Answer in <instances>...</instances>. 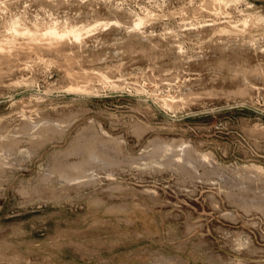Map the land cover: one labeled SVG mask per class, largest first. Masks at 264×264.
Masks as SVG:
<instances>
[{
  "label": "rangeland",
  "instance_id": "374dc122",
  "mask_svg": "<svg viewBox=\"0 0 264 264\" xmlns=\"http://www.w3.org/2000/svg\"><path fill=\"white\" fill-rule=\"evenodd\" d=\"M212 1L0 0L94 29L0 57V264H264V0Z\"/></svg>",
  "mask_w": 264,
  "mask_h": 264
},
{
  "label": "bare ground",
  "instance_id": "6f19581e",
  "mask_svg": "<svg viewBox=\"0 0 264 264\" xmlns=\"http://www.w3.org/2000/svg\"><path fill=\"white\" fill-rule=\"evenodd\" d=\"M212 2H214L215 4L217 3H220V5H221V3H225V0H214V1H212ZM202 4V3H201ZM213 5V4H212ZM215 6V5H214ZM220 7V6H219ZM226 8V7H225ZM202 9V8H201ZM173 14V13H172ZM157 18V17H156ZM243 20V19H242ZM250 20V19H249ZM153 21V20H152ZM258 21V20H257ZM196 22V21H195ZM235 22V21H234ZM240 22V21H239ZM149 23V22H148ZM147 23V19L146 18H144V17H141V15L140 16H138L137 17V19L136 20H134V22H133V24H132V28H133V30H140L142 27H143V25L145 26V24H148ZM117 24V23H116ZM119 24V23H118ZM222 24V23H221ZM230 24V23H229ZM10 26H12L11 27V30H12V32H11V34L9 35H3V36H1L0 35V57H2V56H5V55H8V54H10L11 55V53H12V51L14 50V49H16V45L17 44H19L18 46H20V45H22V44H24L23 43V41L25 42V40L28 38L29 39V43L28 44H30L31 46L32 45H34V47L36 48H39V47H45V48H47V49H51V50H54L55 52L56 51H59V48H60V45H61V43H63V42H65L67 39H69V40H74L75 42H80L81 40H83V37L86 35V34H90V32H92V30H94L92 27H90V26H83V27H75V26H70V27H67L66 25V27H64V29H61L58 25H53V26H50V27H47V28H45V29H32L33 27H23V23L21 22V20L20 19H17V20H15ZM36 26V25H35ZM235 26H237V25H235ZM37 27V26H36ZM88 27H90V28H88ZM229 27V26H228ZM218 28V27H217ZM230 28V27H229ZM246 28V27H245ZM222 29H223V27H222ZM219 30H221V28L219 29ZM225 30H226V28H225ZM224 30V31H225ZM218 32V31H217ZM23 40V38L25 37L26 39H24L23 41L21 40L20 42H22V44H20L19 42H17V41H19L20 40V38ZM23 37V38H22ZM27 41V40H26ZM43 41H46V42H44L43 43ZM27 44V45H28ZM44 45V46H43ZM23 47V45L21 46V47H19V48H22ZM24 47H26L25 46V44H24ZM27 48H30L29 47V45H28V47ZM36 48V49H37ZM41 49V48H40ZM30 50V49H29ZM36 51V50H35ZM49 51V50H48ZM24 53V52H23ZM32 54V53H31ZM19 55H20V53H19ZM2 61H0V63H1ZM73 70V69H72ZM71 72V71H70ZM73 72V71H72ZM75 72H77V71H75ZM72 76H73V74L72 73H70ZM77 74V73H76ZM80 75V74H79ZM79 75L78 76H76L77 78L79 77ZM103 76V75H102ZM84 77V79H88L87 78V76H86V78H85V76H83ZM72 77H70V79H71ZM73 78H74V76H73ZM75 79V78H74ZM79 79V78H78ZM80 79H82V77L80 78ZM79 79V80H80ZM92 79V78H91ZM74 81V80H73ZM72 81V82H73ZM75 81H77V80H75ZM74 81V82H75ZM79 82V81H78ZM75 83H73V85H74ZM76 84H77V82H76ZM79 84V83H78ZM88 84V83H87ZM72 86V85H71ZM70 86V87H71ZM69 87V88H70ZM90 88L89 87H86V86H80V85H77V86H72L71 88H70V93H72V94H77V95H83V96H92V90L90 91L89 90ZM68 91V90H67ZM67 93V92H66ZM96 93V92H95ZM68 94V93H67ZM99 94V93H98ZM97 94V95H98ZM40 96V95H39ZM99 96V95H98ZM171 101H173V100H171ZM163 102H164V100H163ZM161 103H162V101H161ZM177 103V102H176ZM174 104V102H164V106L167 108V109H169L170 108V110L172 109V107L174 106L173 105ZM162 105H163V103H162ZM161 106V105H160ZM174 108V107H173ZM208 156V155H207Z\"/></svg>",
  "mask_w": 264,
  "mask_h": 264
},
{
  "label": "crops",
  "instance_id": "0c3cea01",
  "mask_svg": "<svg viewBox=\"0 0 264 264\" xmlns=\"http://www.w3.org/2000/svg\"><path fill=\"white\" fill-rule=\"evenodd\" d=\"M129 200L130 199H128V201ZM127 203L129 205H131V207L133 209H134V206L137 205L138 206L137 209H138L140 214L137 215V217H135L134 220H131L128 215H125V216H127L124 220L125 223L132 222L138 226L139 225L142 226L143 228H145L146 231L152 232L154 234L158 233L159 236H162L161 235V233H162L161 227L162 226L160 224V218L158 217V215L153 210H149V209L140 207V205L137 203L136 200H133V202H131V203L130 202H127ZM142 216H143V218H145L147 220L146 222L149 221V223H151V225H144L145 223H144V219L142 218ZM200 222L201 223L205 222V224H203L205 226V230H202V232H200L201 237H209V236L213 235L212 237L214 238L216 236L215 238H217L218 241H219V239H221L222 244H224V245L228 244L227 242H225V240L228 238V234H227V230H228L227 227H229L228 223H226L224 221H217V227L219 228V231H218V233H214V232L209 230V222L207 221L206 218L202 219ZM166 228L168 229L169 232H171L174 229L173 226H169ZM223 249L225 250L226 248L223 246Z\"/></svg>",
  "mask_w": 264,
  "mask_h": 264
}]
</instances>
